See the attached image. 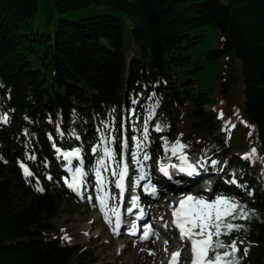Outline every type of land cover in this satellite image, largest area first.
I'll list each match as a JSON object with an SVG mask.
<instances>
[{
    "label": "trees",
    "instance_id": "trees-1",
    "mask_svg": "<svg viewBox=\"0 0 264 264\" xmlns=\"http://www.w3.org/2000/svg\"><path fill=\"white\" fill-rule=\"evenodd\" d=\"M40 1L0 0V117H7L0 119V264H96L89 250L63 242L49 223L64 190L57 149H80L71 164L84 168L101 144L114 159L123 149L128 159L147 155L151 161L167 158L176 139L202 158L205 174L208 157L224 162L214 192L239 201L251 215L231 220L243 227L220 239L237 240L239 264H264V184L244 162L220 157L227 148L221 110L215 118L204 108L206 92L194 91L183 76L197 68H185L184 49L212 28L221 47L205 57L236 59L240 115L245 127L253 125L264 168V0H46L56 12L98 5L119 11L130 25V52L123 51L122 21L110 11L59 16L42 22L46 29L33 28ZM34 44L40 52L32 59ZM233 78L220 82L224 103Z\"/></svg>",
    "mask_w": 264,
    "mask_h": 264
},
{
    "label": "rangeland",
    "instance_id": "rangeland-1",
    "mask_svg": "<svg viewBox=\"0 0 264 264\" xmlns=\"http://www.w3.org/2000/svg\"><path fill=\"white\" fill-rule=\"evenodd\" d=\"M104 10L110 11L119 16L124 26L122 34L123 51H132V49H134V45L130 37V25L125 15L112 7L107 8L106 6L98 5L67 12H56L52 9L51 2L41 0L31 23L33 28L36 23H39V28L43 30L46 29V27L41 25V23L46 19H49L50 22H52L59 16L76 18L82 13H100ZM47 29H50V23ZM220 47V37L212 28H208L201 41L184 49V54L188 56L185 68H197L188 71L183 76L191 78V86L194 91L206 92L208 100L207 104L204 105V108L212 109L216 115L215 118L219 117L218 112L220 110L223 113V117H219V130H223L225 133L224 136L226 138L227 148L223 150L220 157L225 161L231 157V163L239 164V162H244L245 164L243 166L246 167L247 171L251 172L256 179L260 180L261 183L264 184V168L258 160L259 155L254 142L253 125L249 124L245 127L240 115L242 111V96L240 92V80H236V76L240 71L238 63L236 59L226 53H222L220 56L212 58L205 57V54L209 51ZM34 48V52H29V58L34 59V56L39 54V45L34 44ZM232 76L234 77L233 80H228V85L230 87V99L224 103V97L219 92L220 82L223 79L231 78ZM176 141L177 139L173 142V144H175ZM18 143L22 144L20 140H18ZM180 144L183 145L181 141ZM104 148L105 147L101 144L98 150L93 153L91 157V164L83 168L85 175L80 178L82 180V188H79V194L73 191L72 188L68 187L70 181H73L72 172L75 171L74 165L69 164L68 160L63 157V153L69 151L59 150V152H57L56 150V157L64 162L63 167L59 168L62 170L60 179L64 186V190L62 191V201L56 212L49 218V223L51 226L56 228V231L63 242L77 244L82 246L84 249L89 250V252L92 253L96 264H161L158 258L160 255L165 253L162 245L156 250L153 248V242L150 244L137 243L133 239H123L120 236L111 237L112 228L105 221L97 199V197L101 196L103 193L98 190L97 179L95 176V170L97 167L96 162L104 155ZM252 149H255V156L250 159H245V154L249 153ZM181 151H183V148L177 149L175 153H173L171 149L170 156L175 158ZM192 154V161L197 163L199 161L200 166H203L204 163L198 157L197 153L193 152ZM210 158L211 157L207 158V160H209L207 165L210 167L209 173L207 174H210L214 179L212 191L206 193L198 189L191 188L193 191L197 190V192H200L207 200H212L217 196L213 191L216 190L220 177V174H218L216 169L217 167H222L224 164V162L222 163L219 161L218 157H214L211 160ZM72 159L77 160V157H73ZM133 159L134 162L126 159V166L128 168V172L131 174H133L135 169L140 174L143 173L144 175L147 174V171H152L151 169H154L152 167H154L155 159L152 160L153 163H149L148 160L144 159L147 168L146 165L145 168H143L140 164H136L138 161L136 156H133ZM116 160L117 158L110 160L106 158L105 163L107 165V170L103 168L101 169V174L105 178L103 191L108 194L107 204L109 203V198L111 200L112 196L115 195V189L113 188L115 176L112 173L117 168ZM212 160H216L217 163L213 165ZM168 162L169 161H165L163 164L167 165ZM69 168L72 169L71 172L69 171ZM153 172L154 170L150 172L152 173L150 175L151 181L157 179V176L153 174ZM157 175L160 176L159 174ZM159 186L164 192H166L165 196H159L152 205L147 204L146 207L150 209L149 213L153 216L156 215L155 208H158L161 212L167 214L165 210H162V202L171 198L172 191L164 185ZM180 187L183 188V184L180 185ZM107 212L110 217V212ZM106 225L109 229H107ZM49 234L53 235L54 231H49ZM65 237H67V239H65ZM172 245L173 247L175 246V244ZM150 251L154 253V255H150ZM179 252L184 264H191V261H189L190 258L186 260V257H192L187 253L186 248L180 249Z\"/></svg>",
    "mask_w": 264,
    "mask_h": 264
},
{
    "label": "snow or ice",
    "instance_id": "snow-or-ice-1",
    "mask_svg": "<svg viewBox=\"0 0 264 264\" xmlns=\"http://www.w3.org/2000/svg\"><path fill=\"white\" fill-rule=\"evenodd\" d=\"M220 117H223V113H220ZM152 115L148 116V120H151ZM5 122H7V117H0ZM107 127V126H105ZM234 127V125H233ZM155 130L157 132L161 131L160 123H157ZM145 140L147 139V127H145ZM101 142H105V137L101 134ZM107 143H112V140H107ZM165 145L167 141L165 140ZM126 146V143H125ZM185 145L180 144L179 139L176 143L172 145V151L175 153L177 149H182ZM98 148H94L93 152H96ZM59 152V149H57ZM104 155L97 160V167L95 170V176L97 179L98 190L103 194L97 197L100 210L104 214L105 221L111 226L112 219L109 217L108 212L106 211L107 207V193L103 191L105 178L101 174V169L107 170V165L105 163L107 159L114 158V151L108 147L103 149ZM80 156V149H76L69 152H64L63 157L68 160L71 164V159L73 157ZM255 156V149H252L249 153H246L244 158L250 159ZM30 159H35L34 156L29 157ZM144 159L147 160L149 157L144 156ZM182 161V166L180 168L181 172H186L189 176L198 175L196 167L193 164L187 162V157L184 155L180 156ZM216 160H212V164L215 165ZM83 165V161H81ZM20 167L23 169V174L25 176H31L32 173L29 171L23 163L20 164ZM119 171H113L114 176H118L115 182L116 188L120 189L121 196L124 192V177L127 173L126 166L121 167L117 165ZM71 172L72 169L69 168ZM160 171L167 176V166L162 165ZM83 167L79 166L75 168V171L72 172L73 181L68 184L69 188H72L73 191L79 194L80 184L82 180L80 179L84 176ZM144 174H141L140 179H143ZM50 178V177H49ZM235 183V180L232 181ZM42 191L43 189H38ZM151 191L154 193L155 189L152 188ZM136 199L133 198V207H136ZM112 215L115 217V227H113V232L119 235V228L121 225L120 211L118 208L110 209ZM129 212L132 211V208L128 209ZM143 214V213H141ZM254 214V213H252ZM250 212L245 210V206L240 204L239 201L231 199L224 195L216 196L212 200H207L203 197L197 198L192 195L184 196L180 199L179 204L172 211L173 221L172 223L176 228L179 229L180 239L184 240L187 238L191 242V252H192V261L191 264H239V259H237V252L239 248L237 247V240L233 239L230 242L226 243L224 240L220 239L222 235H229L232 231H239L243 225L233 224L231 220L236 219H249ZM135 225H133V234L135 233ZM198 229V231H194ZM152 234L151 226H146L144 235L141 237L143 240H147L149 235ZM199 237V238H194ZM215 237V239H213ZM67 239V237H65ZM167 243V241H165ZM212 251L214 253L212 258L208 257V252ZM248 249H244V254H247ZM150 255H154L151 251ZM180 252L177 250L172 253L169 264H177L179 259Z\"/></svg>",
    "mask_w": 264,
    "mask_h": 264
},
{
    "label": "bare ground",
    "instance_id": "bare-ground-1",
    "mask_svg": "<svg viewBox=\"0 0 264 264\" xmlns=\"http://www.w3.org/2000/svg\"><path fill=\"white\" fill-rule=\"evenodd\" d=\"M179 162L180 161H177L176 163H174V166L175 167H181L179 165ZM187 162L190 163V164H193L196 167V169L198 168V163L195 162V161H192V159L191 160L190 159L189 160L187 159ZM177 169L180 170V168H177ZM127 177H129V176H127ZM127 181H128L127 179H125V181H124L125 182V185H124V192H123L122 196H121L120 189L116 188V186L114 187V189H115L114 190L115 195L112 196L111 200L109 198V203L107 204V207H106V210L109 211V212H111L110 209H112V207L119 209V211L121 212V216L123 217L122 224L123 223H126V215H125V212L127 211V209H129V208L132 207V205L130 206V202H131V199L132 198H131V196L129 197V195H128L129 188L130 187H132V188H140L142 186L140 179H137L134 183L130 182V185H127ZM202 186L204 187V185H202ZM200 191H204V190L203 189H200ZM159 196H161L160 193L158 191H156L154 195L153 194L152 195H148L147 197H144L143 199L144 200H150V199L156 200ZM119 197L122 198V201H119ZM107 200H108V198H107ZM127 203H129V205H127ZM112 204H113V206H112ZM110 216H111V219L113 221V224L111 225V228L113 229V227H115V221H114V217H113L112 213H111ZM122 224L120 225V228H119V235L115 234L113 232V230H112V232H111L112 233V236H111L112 238H113V236L123 237L122 236V233H123L124 229L128 226V223H126L124 227L122 226ZM106 227H107V229H109L107 225H106ZM152 242H153V248L157 250L159 248V244H158V242L154 241V236H151L148 239V244H150ZM168 248L171 249V244L169 243V241L167 242V245H166V249H168ZM178 261L179 262L177 264H184V261H183L182 257H180V255H179Z\"/></svg>",
    "mask_w": 264,
    "mask_h": 264
}]
</instances>
